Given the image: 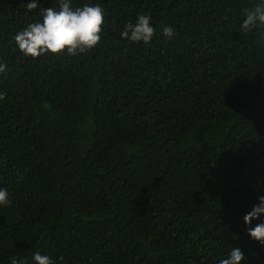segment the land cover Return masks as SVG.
I'll use <instances>...</instances> for the list:
<instances>
[{
  "label": "trees",
  "instance_id": "trees-1",
  "mask_svg": "<svg viewBox=\"0 0 264 264\" xmlns=\"http://www.w3.org/2000/svg\"><path fill=\"white\" fill-rule=\"evenodd\" d=\"M28 2L0 0V264H217L231 246L264 264L243 223L264 195V30L239 31L256 0H92L101 42L35 60L12 44ZM140 13L147 45L119 36Z\"/></svg>",
  "mask_w": 264,
  "mask_h": 264
},
{
  "label": "clouds",
  "instance_id": "clouds-1",
  "mask_svg": "<svg viewBox=\"0 0 264 264\" xmlns=\"http://www.w3.org/2000/svg\"><path fill=\"white\" fill-rule=\"evenodd\" d=\"M26 13L34 19L18 29L12 36V44L24 58L38 59L42 56L67 55L79 57L93 50L102 39L106 12L92 0L77 4L75 0H55L54 6L40 7L38 0L25 4ZM162 34L172 38L173 27L162 25ZM264 30V0H256L254 6L241 11L239 31L243 34ZM157 29L148 13L137 14L134 22L124 24L119 36L130 43L149 44ZM8 71V65L0 59V74ZM6 93L0 91V101ZM10 204L9 191L0 187V207ZM249 240L264 248V195H258L250 211L243 216ZM238 236V234H237ZM11 264H54L53 259L34 251L30 256L12 258ZM217 264H247L245 251L240 246H231Z\"/></svg>",
  "mask_w": 264,
  "mask_h": 264
},
{
  "label": "bare ground",
  "instance_id": "bare-ground-1",
  "mask_svg": "<svg viewBox=\"0 0 264 264\" xmlns=\"http://www.w3.org/2000/svg\"><path fill=\"white\" fill-rule=\"evenodd\" d=\"M169 150V149H168ZM137 194V193H136Z\"/></svg>",
  "mask_w": 264,
  "mask_h": 264
}]
</instances>
